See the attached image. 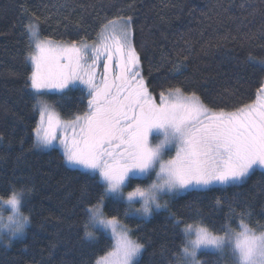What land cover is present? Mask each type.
<instances>
[{
  "label": "trees",
  "instance_id": "trees-1",
  "mask_svg": "<svg viewBox=\"0 0 264 264\" xmlns=\"http://www.w3.org/2000/svg\"><path fill=\"white\" fill-rule=\"evenodd\" d=\"M129 17L142 76L157 100L179 87L209 108L231 111L253 102L264 85V0H0V196L7 199L10 186L33 189L21 206L30 220L26 235L9 246L0 241V264H96L111 250L105 233L84 237L85 207L102 188L70 167L60 148L36 145L37 99L64 119L82 113L87 100L79 90L62 96L31 89L26 25L38 18L42 39L94 42L108 21ZM105 204V215L115 214L144 244L138 264H175L184 224L174 227L172 214L185 223L203 221L216 235L224 234V225L239 230L241 221L264 229V171L239 185L179 195L169 210L147 220L125 215L123 202ZM200 258L203 264H232L225 253Z\"/></svg>",
  "mask_w": 264,
  "mask_h": 264
},
{
  "label": "snow or ice",
  "instance_id": "snow-or-ice-1",
  "mask_svg": "<svg viewBox=\"0 0 264 264\" xmlns=\"http://www.w3.org/2000/svg\"><path fill=\"white\" fill-rule=\"evenodd\" d=\"M37 19L26 25L29 47L34 48L27 58L31 89L38 95L55 90L62 96L79 90L86 93L81 99L87 105L82 113L63 120L51 105L37 99L36 145L49 148L58 141L65 162L84 170L102 188L96 202L85 207L84 237L95 240L94 231H99L110 234L114 243L96 264H138L144 249L115 214L105 215V200L125 203V215L150 217L154 210L167 208V202L160 203L166 195L239 183L254 168H264V85L253 102L231 111L209 108L194 92L186 94L179 87L162 91L157 102L140 71L130 17L108 21L91 44L40 39ZM153 172L155 180L125 194L132 180L148 179ZM10 188L9 197L0 196V202L11 210L4 227L14 238L22 236L30 224L21 206L33 189ZM136 203L139 208L134 207ZM171 219L176 228L184 224L175 264H201L198 252L202 249L227 250L232 264H264V229L241 221L239 230L224 225V234L216 235L203 221L185 223L175 214Z\"/></svg>",
  "mask_w": 264,
  "mask_h": 264
},
{
  "label": "rangeland",
  "instance_id": "rangeland-1",
  "mask_svg": "<svg viewBox=\"0 0 264 264\" xmlns=\"http://www.w3.org/2000/svg\"><path fill=\"white\" fill-rule=\"evenodd\" d=\"M130 28H131V40H132V43H133V35H132V25H130ZM102 32V31H101ZM100 32V33H101ZM39 38L40 39H42L40 36H39ZM98 40V39H97ZM96 40V41H97ZM87 43H89V44H91V43H93V42H87ZM33 50H34V48H33ZM140 71H141V63H140ZM142 74V73H141ZM144 79V78H143ZM56 91L55 90H52V91H50V92H47V93H55ZM150 92V91H149ZM153 96V95H152ZM154 97V96H153ZM155 98V97H154ZM157 100V99H156ZM157 102H159V100H157ZM61 117V116H60ZM61 119H63V120H69V119H64L63 117H61ZM58 135H59V133H58ZM40 148H43V147H40ZM49 148H60L61 149V151L63 152V149H62V147H60L59 146V143H58V141L57 142H54V146L53 147H49ZM49 148H43V149H49ZM175 153H174V151L172 152V153H170V154H167V155H165L164 156V159H168V158H170V156L171 155H174ZM70 166V165H69ZM70 167H72V166H70ZM72 168H74V167H72ZM75 169H79V168H75ZM79 170H81V171H84V170H82V169H79ZM256 170H262V171H264V168H259V167H256V168H254L251 172H250V174H249V176L254 172V171H256ZM85 172V171H84ZM249 176H247L246 178H244L241 182H239V183H235V184H228V185H219V184H214V185H211V186H209V187H207V188H203V187H197V188H193V189H190V190H188V191H186V192H181V193H179V194H176V195H166V196H164L162 199H161V201H160V203H165V202H167V208H162V209H159V210H154V212H153V214L155 213V212H158V211H167V210H169V207H170V203H171V200L173 199V198H175V197H177V196H179V195H183V194H185V193H187V192H189V191H191V190H205V189H208V188H211V187H227V186H233V185H239V184H242ZM156 179V176H155V173L153 172L152 174H151V176H150V178H148V179H134V180H132V187L131 186H128V187H125V189H124V191H125V194L128 192V191H132L133 190V188L135 187V186H147L149 183H151V181L152 180H155ZM127 206V205H126ZM134 207L135 208H139L140 207V203H136V204H134ZM21 211H22V209H21ZM12 213H11V210H10V208L8 207V206H6V205H3L2 204V202H0V236H3V239H0V241L4 244V245H6V246H9V245H11L14 241H17V240H21V239H23L24 237H25V235H26V230H27V228H28V226L29 225H27L26 226V229H25V232H24V234L22 235V236H17V237H14V238H10L9 237V235L7 234V228H5L4 227V225H7L8 223H9V221H8V216L9 215H11ZM152 214V215H153ZM128 215H130V216H133V217H137V218H139V219H143V220H147V219H149L150 217H143V216H139V215H133V214H128ZM119 223L121 224V225H123L125 228H127V229H129L127 226H125L123 223H121L120 221H119ZM204 226V225H203ZM184 226H182V228H183ZM90 230H92V229H90ZM130 230V229H129ZM94 231V230H93ZM210 231V230H209ZM97 231H94V235H95V233H96ZM99 232V231H98ZM132 231L130 230V235H131V238L132 239H134L133 237H132V233H131ZM212 232V231H211ZM107 236H109L110 237V234H108V233H105ZM214 234V233H213ZM111 238V237H110ZM112 240V239H111ZM112 242L114 243V241L112 240ZM205 252H215V251H213V250H211V249H209V250H201V251H199L198 252V259L201 261V264H203V262H202V259L200 258V255L202 254V253H205ZM217 253H219V252H217ZM223 253H225V254H229V252L227 251V250H225V252H223ZM223 253H221V254H223ZM142 254V253H141ZM230 255V254H229ZM141 256V255H140ZM140 256L138 257V259L140 258ZM103 257V256H102ZM101 258V257H100Z\"/></svg>",
  "mask_w": 264,
  "mask_h": 264
}]
</instances>
